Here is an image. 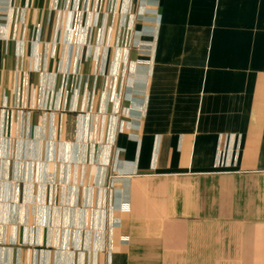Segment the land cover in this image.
Instances as JSON below:
<instances>
[{"label":"crops","instance_id":"obj_1","mask_svg":"<svg viewBox=\"0 0 264 264\" xmlns=\"http://www.w3.org/2000/svg\"><path fill=\"white\" fill-rule=\"evenodd\" d=\"M0 264H264V0H0Z\"/></svg>","mask_w":264,"mask_h":264},{"label":"built area","instance_id":"obj_2","mask_svg":"<svg viewBox=\"0 0 264 264\" xmlns=\"http://www.w3.org/2000/svg\"><path fill=\"white\" fill-rule=\"evenodd\" d=\"M85 11H86V9H84ZM78 13H80V14H82L83 13V11H77V13H74V15H76V14H78ZM109 179H108V181H107V183H106V187H111L112 185H113V179L115 178V176L114 175H109V177H108Z\"/></svg>","mask_w":264,"mask_h":264}]
</instances>
